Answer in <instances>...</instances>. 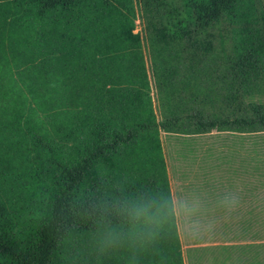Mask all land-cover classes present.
Segmentation results:
<instances>
[{
  "label": "trees",
  "instance_id": "trees-1",
  "mask_svg": "<svg viewBox=\"0 0 264 264\" xmlns=\"http://www.w3.org/2000/svg\"><path fill=\"white\" fill-rule=\"evenodd\" d=\"M221 132L264 170V0H0V264H127L86 219L54 232L51 205L101 170L169 191L159 133ZM256 210L232 239L264 242ZM140 264H183L177 234Z\"/></svg>",
  "mask_w": 264,
  "mask_h": 264
},
{
  "label": "clouds",
  "instance_id": "clouds-1",
  "mask_svg": "<svg viewBox=\"0 0 264 264\" xmlns=\"http://www.w3.org/2000/svg\"><path fill=\"white\" fill-rule=\"evenodd\" d=\"M94 191L76 190L58 198L48 210L49 226L67 236L75 221L93 225L89 246L97 258L123 254L127 264H140L154 253L162 237L179 234L201 241L215 234L217 213L229 219L239 210L240 197L229 191L211 199L198 191L173 193L158 188L129 190L123 181L113 182L101 170Z\"/></svg>",
  "mask_w": 264,
  "mask_h": 264
},
{
  "label": "crops",
  "instance_id": "crops-1",
  "mask_svg": "<svg viewBox=\"0 0 264 264\" xmlns=\"http://www.w3.org/2000/svg\"><path fill=\"white\" fill-rule=\"evenodd\" d=\"M217 134V136H220L221 147L215 149L218 150L215 154L210 153V144L200 145L203 153L199 154H201L202 159L204 158V163L206 161L207 164L209 163V166L206 165V168H202L201 170L199 163H195L190 167L193 170L198 169L197 173L200 176L199 181L201 184L209 182V179L206 181L205 178L208 170L214 171L212 174L215 175V178L210 180V182L212 185L216 184L219 191H213V189L207 190L206 188H199L196 191L201 192L211 199L218 198L229 191H234L240 197L239 210L234 214H245L253 211V208L257 211L256 208L258 207L260 198L257 191L260 181L257 170L255 174L253 173V163H257L258 160V145L253 144L251 141H243L242 134L228 132ZM212 135L214 134L207 136ZM212 158L216 160L220 159L221 163L212 165ZM163 159L165 160V156ZM176 166L181 169V162L177 161ZM186 167L188 168V165ZM166 175L168 187L169 183H172L173 193H178L175 184L179 187L180 193L189 192L185 180H180L178 177L172 178L171 173L168 176L166 172ZM242 218L243 216L240 219ZM240 221L242 220H239L238 223ZM187 248L192 251H194V248L202 249V252L199 254H189L187 257L188 264H200L205 260L207 264H264V242L222 240L198 244L190 243L187 244Z\"/></svg>",
  "mask_w": 264,
  "mask_h": 264
},
{
  "label": "rangeland",
  "instance_id": "rangeland-1",
  "mask_svg": "<svg viewBox=\"0 0 264 264\" xmlns=\"http://www.w3.org/2000/svg\"><path fill=\"white\" fill-rule=\"evenodd\" d=\"M135 31H138L141 33V26L138 22V19L135 21ZM142 35V34H141ZM143 38V35H142ZM144 39V38H143ZM145 45V41H144ZM174 136V137H172ZM243 138H246L245 136ZM159 140H160V145H161V151L163 157L165 156L164 164L166 168V172L168 176L171 173L172 178H180V180H185L187 183V188L189 189V192L191 191H196L199 188H206L207 190H212L213 191H219V189L216 187V184H213L210 182V180H213L215 178V175L212 174L211 170H205L207 172L206 181L209 179V182L207 183H200L199 179L200 176L197 173L198 169L196 170L191 169L190 166H193L195 163H199L200 169L206 168V165L209 166V163L207 164L206 161L204 163V158H201V154L203 151L200 149V145L202 144H210V153L215 154V152H218L217 149L218 147H221L220 143V136H175V135H164L163 133H159ZM177 161L181 162L182 168H177L176 164ZM167 162V163H165ZM216 163H221L220 159H215L212 158V165H215ZM188 165V168L186 167ZM190 167V169H189ZM182 170V171H181ZM213 170V169H212ZM261 172V176L259 177V189H258V195L259 197L264 193V170H260L257 168V173ZM259 175V174H258ZM182 178V179H181ZM178 193L179 187L177 184H175ZM169 189L171 192H173V187L172 183H169ZM216 189V190H215ZM218 216V224H217V229L214 235L211 237H207L201 241H189L186 240L183 236L177 234L178 239H179V244H180V252H181V257L183 260V264H188L187 262V257L189 254H199L202 252L201 248H194V251L188 250L187 244L193 243V244H198V243H206L210 241H234L237 236V230L239 227L238 221L244 214H233V216L229 219H224L222 214L217 213ZM229 226L231 229L234 231H230V228L228 230H224V226ZM235 227V228H234ZM237 228V229H236ZM205 247V246H204ZM204 250V249H203ZM206 251V250H204ZM200 264H207L206 260L202 261Z\"/></svg>",
  "mask_w": 264,
  "mask_h": 264
}]
</instances>
